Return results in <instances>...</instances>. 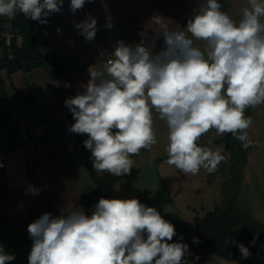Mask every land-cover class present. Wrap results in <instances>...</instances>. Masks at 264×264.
Here are the masks:
<instances>
[{"label":"clouds","instance_id":"clouds-1","mask_svg":"<svg viewBox=\"0 0 264 264\" xmlns=\"http://www.w3.org/2000/svg\"><path fill=\"white\" fill-rule=\"evenodd\" d=\"M86 2L90 0H70L69 10L75 14ZM63 5L64 0H0V17L14 19L19 13L46 25ZM73 25L86 42L95 39L98 22L93 16ZM157 38L163 40L159 50ZM113 47L102 54V67H89L83 90L64 102L75 121L69 132L87 135L83 145L96 172L129 174L132 157L157 143L155 118L167 126V163L185 174L201 169L213 173L224 160L219 149L200 144L212 129L217 135L230 133L244 148L250 146L252 118L245 112L264 104V0H248L239 20L223 11L218 0H204L183 30L176 25L151 38L141 33L140 42L121 40ZM27 231L33 241L28 264L199 260L182 237L173 242L174 225L137 198L101 197L91 215L82 208L66 216L45 212ZM192 240L200 243L198 237ZM238 248L242 258L252 255L243 244ZM14 259L0 245V264Z\"/></svg>","mask_w":264,"mask_h":264},{"label":"crops","instance_id":"crops-1","mask_svg":"<svg viewBox=\"0 0 264 264\" xmlns=\"http://www.w3.org/2000/svg\"><path fill=\"white\" fill-rule=\"evenodd\" d=\"M201 3L204 0H90L73 14L69 10L70 0H64L61 12L52 14L50 22L37 28L36 42L40 48L50 49L57 57L67 61L64 67L68 76L66 86L59 90V81L50 64L29 73L15 72L11 78H8L6 70L2 71V78L4 76L7 79L4 81L8 95L6 106L12 119L24 129H30L33 125H47L43 139L22 142L18 150L4 159L8 186L6 209L12 236L29 238L28 225L45 212L51 213L53 217L66 216L82 208L87 215H91L94 209L78 205L81 195L97 187L92 170L96 177L110 173L94 170L91 152L83 145L87 135L69 132L75 121L65 107V100L83 90L81 85L89 80V67H102L104 59L101 53L106 49L112 52L116 41L135 44L140 42L141 33H147L151 38L176 25L183 30L188 18L194 14L188 11L190 5L193 4L198 11ZM87 15L93 16L98 22L96 37L90 42H86L73 25V21L80 22ZM157 17L159 23L154 19ZM107 24H111V28H107ZM21 42L22 39L18 38V44ZM195 43L199 45L198 41ZM156 44V50H159L163 46L162 38H157ZM13 86L21 94L34 98L36 111L30 112L24 104L21 105ZM154 129L157 143L150 150H142L139 155L132 157L133 168L129 174L119 177L109 199H121V194L117 193L120 185L127 176L140 169V163L146 167L156 163L162 174L166 173L169 166L174 171V166L166 161V123L155 118ZM198 176H204L203 171ZM189 188L185 197H199L197 187L194 193L189 192ZM169 196L174 201L173 195ZM203 200L201 196L200 202ZM32 243L30 239L15 248L10 253L15 259L9 264H28Z\"/></svg>","mask_w":264,"mask_h":264},{"label":"rangeland","instance_id":"rangeland-1","mask_svg":"<svg viewBox=\"0 0 264 264\" xmlns=\"http://www.w3.org/2000/svg\"><path fill=\"white\" fill-rule=\"evenodd\" d=\"M226 1L229 5V15L233 19L239 20L242 9L247 6L248 0ZM199 2H202V0H199ZM188 11L194 12L197 9L192 4ZM4 35L9 37L7 32ZM198 42V46L203 47V43ZM1 53L2 49L0 48ZM3 78L4 81H7L4 76ZM21 105L23 106L22 103ZM245 115L252 118V124L247 130L252 143L247 147L246 156L243 157L245 163L242 164V173L239 176L234 173L232 155L224 148L225 145L213 143V139L221 140L226 134L217 135L215 129H212L201 138L200 144L214 150L219 149L224 157L215 172L208 173L201 169L200 172L203 171L204 176L200 177L198 176L199 173L196 175L185 174L175 166L174 171H171L169 166L166 173L162 174L160 167L155 165L156 163H152L147 167L140 163V169L125 178L117 193L121 194V199L137 198L147 206L156 207L161 215L172 224L171 220L179 223L178 227L173 224L176 230L173 241L181 237L177 233L184 231L183 233L187 234L186 237L193 242L192 238L197 237V223L210 221V215H212H208L210 212L216 211L215 213L219 216L218 212L226 208V200L233 197L236 198V201H230L233 207H231L232 205L228 207L234 209V211L236 210L245 218L251 219V221L246 220L244 223L238 221L235 226L231 227L229 233L240 234L232 239L230 238V240L227 239V243L230 242L231 245L232 242L239 245L241 238L244 237L243 233H262L264 236V104L251 107L250 110L248 108ZM2 138L0 132V150ZM211 145H214V147ZM241 147L243 148V146ZM237 177H239V180L241 179V183L235 185L233 182ZM188 187H191L189 192L193 193L196 190L195 187H197L199 197H185L184 195L188 194ZM169 194L173 195L174 201H172ZM201 196L205 199L203 202H200ZM251 240L253 241V239ZM201 243L203 244L200 250L202 254H200L199 260L193 264H264V246L260 252H256L252 248L257 247L256 241L250 244L248 249L252 255L247 259L242 258V256L232 258V254L226 258L207 255L206 243Z\"/></svg>","mask_w":264,"mask_h":264},{"label":"trees","instance_id":"trees-1","mask_svg":"<svg viewBox=\"0 0 264 264\" xmlns=\"http://www.w3.org/2000/svg\"><path fill=\"white\" fill-rule=\"evenodd\" d=\"M218 3L222 5V10L229 14V5L227 1L218 0ZM47 19L48 22H50L51 15ZM43 26L44 25L39 22L27 19L19 13L12 20L0 19V48L2 49V53L0 54V132L3 136L0 150V162L4 165L3 168H0V243L8 254L18 246L29 242L30 238L19 235L12 236L10 234L9 218L6 209L8 186L4 159L19 149L20 144L29 134V129L21 128L18 123L12 119L9 109L6 106L8 95L1 73L3 70H6L8 78H11V75L15 72L21 71L23 73H29L50 64L59 81V90H62L66 86L68 76L64 72V67L67 61L57 57L50 49L40 48L36 42L37 28ZM10 30L13 32V36L8 43V38L4 36V33L10 32ZM18 38L22 39L21 44H18ZM14 90L16 91L15 88ZM16 99L24 104L30 112L36 111L37 106L33 97L23 95L19 91H16ZM213 143L216 145H225L224 148L232 155L234 173H237V176H239L242 173V164L245 163L243 157L246 156L248 148H242L241 142L235 139L230 133L226 134L221 140L213 141ZM29 175L31 176V171H29ZM92 176L96 179L97 187L94 191L81 195L78 206L94 209V205L98 203L101 197L106 199L110 198L119 180V177L111 174L103 177H96L93 170ZM240 181L241 179L239 180V177H237L233 184L238 185L241 183ZM232 200L236 201V198L233 197L226 200L225 210L220 212V209H217L219 211V216L215 213L216 211L210 212L208 213V215L212 214L210 215V221L208 220L206 223H197L196 232L200 241L199 244H194L186 237L187 234L183 233L184 231L177 233L183 238V242L189 245L190 253L200 258V254H202L200 250L203 247L201 242H205L206 244H204L207 246V255H214L221 258H226L230 254H232V258L241 256L238 244L231 242L230 245V242L227 243V239L230 240V238L232 239L234 236L240 234L229 233L231 227L235 226L238 221L244 223V221H251V219L245 218L239 212L237 213L236 210L234 211V209L228 207L232 205L230 202ZM231 207H233V205ZM171 221L175 227L180 225L176 223L175 220ZM243 234L244 237L241 238L239 245L243 244L245 247L249 248L250 242L252 241L251 239H253L252 237H256L255 241L257 247H252L253 250H256V252L263 250L264 236L262 233ZM188 259L189 261H193V256L189 255ZM196 262L197 261H193V263Z\"/></svg>","mask_w":264,"mask_h":264},{"label":"built area","instance_id":"built-area-1","mask_svg":"<svg viewBox=\"0 0 264 264\" xmlns=\"http://www.w3.org/2000/svg\"><path fill=\"white\" fill-rule=\"evenodd\" d=\"M8 34H9V37H7V36L6 37L8 38V43H9L11 37L13 36V32L10 30V32H8ZM109 52L110 51L108 49L104 50L101 53V58L104 59V56L102 54H106ZM46 131H47V127L45 125H33L29 129V134L24 138V140L22 142L28 143L31 141L41 140L44 138Z\"/></svg>","mask_w":264,"mask_h":264}]
</instances>
